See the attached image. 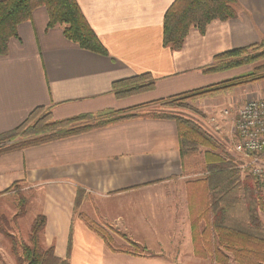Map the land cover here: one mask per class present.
Segmentation results:
<instances>
[{
    "label": "crops",
    "instance_id": "1",
    "mask_svg": "<svg viewBox=\"0 0 264 264\" xmlns=\"http://www.w3.org/2000/svg\"><path fill=\"white\" fill-rule=\"evenodd\" d=\"M173 1L76 0L108 55L80 48L64 37L61 25L47 27L45 7H36L0 55V134L39 106L64 119L212 84L218 73L202 69L214 55L264 34V0H237L236 18L212 20L204 34L191 27L182 47L171 50L163 45L162 23ZM143 73L154 78L153 89L115 96L114 81ZM148 92L157 96L138 98ZM187 181L177 125L170 118L133 117L0 154V198L34 192L38 212L33 219L46 218L42 245L53 246L60 258L68 256L70 264H218L210 255L193 253ZM78 189L77 213L100 224L114 244L126 243L112 229L147 252L137 256L110 249L74 211Z\"/></svg>",
    "mask_w": 264,
    "mask_h": 264
},
{
    "label": "trees",
    "instance_id": "2",
    "mask_svg": "<svg viewBox=\"0 0 264 264\" xmlns=\"http://www.w3.org/2000/svg\"><path fill=\"white\" fill-rule=\"evenodd\" d=\"M38 6H44L47 11V27L61 25L64 37L80 48L108 55L107 49L88 24L76 0H0V55L7 53L9 40L17 37L18 25L30 19L33 10ZM238 7L237 0H174L163 16V45L171 50L180 49L191 27L204 34L212 20L225 21L236 18ZM249 50H257L258 53L251 55L248 54ZM260 57H264V39L220 52L214 55L212 63L202 70L206 73L219 72L250 63ZM263 77L264 65L256 67L245 76L220 81L166 99L122 110L104 109L64 119H54L48 108L39 106L34 108L18 126L0 134V154L77 135L133 117L173 119L178 130L183 169L186 159L193 158L199 147L204 148L202 154L205 176L186 182L194 255L203 258L210 255L218 264H227L230 259L236 264H264V227L258 215L259 210L264 213V196L257 177L251 173L242 177L241 174L245 171L238 164L225 160L227 154L223 146L194 121L155 109L137 111V108L148 104L193 109L187 102L188 99L213 95ZM154 84L155 80L151 74L143 73L114 81L112 91L117 98H123L149 91L154 88ZM14 186L15 184L12 187ZM80 201L81 190L78 189L73 205L76 213ZM25 205L26 200L22 198L19 202L21 208L19 215L25 214ZM77 215L110 249L137 256L147 252L144 246L116 229L112 231L126 244H114L111 235L100 224L82 212H78ZM1 220L3 216H0ZM45 223L46 218L43 214L36 215L30 225L27 239L21 241L19 246L12 241V248L18 261L21 264H70L68 256L60 258L54 253L53 246L43 247L42 233ZM0 232L11 236L5 232L1 222Z\"/></svg>",
    "mask_w": 264,
    "mask_h": 264
},
{
    "label": "rangeland",
    "instance_id": "3",
    "mask_svg": "<svg viewBox=\"0 0 264 264\" xmlns=\"http://www.w3.org/2000/svg\"><path fill=\"white\" fill-rule=\"evenodd\" d=\"M263 39L264 34L260 36L259 40L249 44L260 42ZM257 53V50L248 51V54L251 55H255ZM262 65H264V57L256 58L250 63H244L239 66L214 73H218L215 76H217V78L220 77V79L217 81L220 82L227 79L229 80L236 77L245 76L251 73L256 67ZM209 85H211V83L206 86ZM154 96H157V93L148 92L146 94L139 95L138 98H152ZM261 96H264V77L228 88L213 95H202L195 97L193 100L188 99L187 102L195 110L184 107L159 106V104H148V107H146L147 109L141 108L137 110L152 111L155 109V111L172 112L194 121L201 128L210 133L223 146L224 151L227 154L226 157H229L228 159L224 157L225 160H230L231 163H236L238 166H242L248 162V159L242 154L236 152L233 147L236 141V133L233 128L234 114L236 109L245 100ZM134 99H136V97H132L131 100ZM223 108H227L229 110V114L226 116L217 117L215 122L210 121V118L212 116H218L219 110ZM203 150V147H199L197 154L193 158L186 159L184 163V170L186 171L188 180L205 176L206 172L203 171ZM247 174L248 171H245L241 174V176L243 177ZM34 196V192L32 193L29 190H24L23 192H15L10 196H3L0 198V216H3V220L0 222L3 225L5 232L11 235L6 236L4 233L0 232V264H21V262L18 261L19 259L17 255H15L13 251L12 241H14L17 246H19L21 241H25L27 239V232L29 229L28 227H30L33 221L34 214L38 212V202L34 199ZM22 198L26 200V212L24 215H19V212L21 211L19 202ZM234 215L235 214H233V216ZM258 215L260 217L261 224L264 227V213L262 210L258 211ZM236 216L239 217L240 215ZM207 264L211 263L207 262Z\"/></svg>",
    "mask_w": 264,
    "mask_h": 264
},
{
    "label": "built area",
    "instance_id": "4",
    "mask_svg": "<svg viewBox=\"0 0 264 264\" xmlns=\"http://www.w3.org/2000/svg\"><path fill=\"white\" fill-rule=\"evenodd\" d=\"M228 114L227 108L220 109L210 121ZM233 128L236 133L233 147L248 159L240 168L257 177L264 196V96L247 99L236 109Z\"/></svg>",
    "mask_w": 264,
    "mask_h": 264
}]
</instances>
